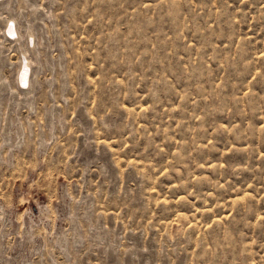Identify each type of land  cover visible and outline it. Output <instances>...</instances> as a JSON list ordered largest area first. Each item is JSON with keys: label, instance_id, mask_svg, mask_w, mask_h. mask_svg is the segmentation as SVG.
I'll return each mask as SVG.
<instances>
[{"label": "rangeland", "instance_id": "obj_1", "mask_svg": "<svg viewBox=\"0 0 264 264\" xmlns=\"http://www.w3.org/2000/svg\"><path fill=\"white\" fill-rule=\"evenodd\" d=\"M0 264H264V0H0Z\"/></svg>", "mask_w": 264, "mask_h": 264}, {"label": "bare ground", "instance_id": "obj_2", "mask_svg": "<svg viewBox=\"0 0 264 264\" xmlns=\"http://www.w3.org/2000/svg\"><path fill=\"white\" fill-rule=\"evenodd\" d=\"M17 31L18 30L16 28V23L14 21L8 20L7 23H6V25L4 26V31H3L4 32V35L8 34L10 36H12V35L13 36H18L17 35L18 34ZM31 36H32V34H29L28 35V37H31ZM12 38H14V37H12ZM30 72H31L30 62L28 60L24 59V61L21 63V66L19 68V71H18V81L25 88H28V87H26V85L29 84Z\"/></svg>", "mask_w": 264, "mask_h": 264}]
</instances>
